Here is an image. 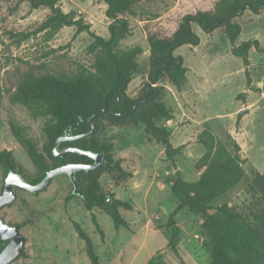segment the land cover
Returning a JSON list of instances; mask_svg holds the SVG:
<instances>
[{
  "label": "rangeland",
  "instance_id": "obj_1",
  "mask_svg": "<svg viewBox=\"0 0 264 264\" xmlns=\"http://www.w3.org/2000/svg\"><path fill=\"white\" fill-rule=\"evenodd\" d=\"M216 0H140L138 16L130 21L131 36L121 42V49L140 46L142 55L128 88L135 95L147 82L148 46L145 19L156 17L153 25L164 35L171 34L180 18L197 10H208ZM64 13L73 11L82 18L90 32L108 38L105 4L100 0H59ZM49 10H30L26 3L0 0V149L12 152L15 170L28 181L35 178V169L26 152L12 134L10 125L18 127L41 151L45 142V118H34L30 110L12 103L20 76L27 70L36 74L71 73L77 65L90 67L94 56L87 53L91 43L87 32L75 27L62 28L51 40L46 39L39 26ZM241 28L235 44L257 40L262 52H249L251 81L247 85L240 59L232 57L230 44L221 30L203 33L196 25L192 31L198 40L173 51L181 56L187 69V84L177 92L166 82L163 101L173 112V121H161L171 133V144L181 147L180 155L167 160L164 148L144 133L143 125L122 128L95 129V138L112 143L111 155L119 161L101 175V191L107 196L127 202L130 210L120 213L128 229H115L112 220L98 209L89 212L80 197L73 193L67 175L52 178L39 193L16 190L17 199L0 210V218L7 224L19 226L25 238L24 256L10 264H90L85 244L78 237L73 223H77L90 238L98 264H147L149 259L163 264H209L205 237L201 233L202 218L180 210L174 216L179 233L176 251L168 248L170 228L168 217L177 206L169 180L176 172L186 182L197 178L193 165L203 155L197 143L203 124L209 126L217 138L231 149L235 141L240 147L247 177L212 208L227 204L239 211L252 210L250 168L264 169V12L244 13L234 20ZM28 34L26 41L21 35ZM155 85H152V87ZM230 138V139H229ZM5 170L0 165V191ZM210 212H213L211 210ZM96 217L103 237L96 231L91 215Z\"/></svg>",
  "mask_w": 264,
  "mask_h": 264
},
{
  "label": "trees",
  "instance_id": "obj_2",
  "mask_svg": "<svg viewBox=\"0 0 264 264\" xmlns=\"http://www.w3.org/2000/svg\"><path fill=\"white\" fill-rule=\"evenodd\" d=\"M3 1L26 3L30 10L48 9L49 15L38 29L39 32L46 33L47 40H51L65 27H75L79 33L87 32L91 38V43L86 48L87 53L94 56L90 67L77 65L71 73L56 74H36L27 70L20 76L15 92L10 97L12 103L28 108L34 118L46 119L43 127L45 142L41 151L18 127L11 124L10 128L36 173L31 181L22 176L36 185L52 169L69 164H93L87 156L71 152L63 157H56L53 147L65 130L74 124L77 126L70 131V135L84 134L88 129L87 119L98 114L105 103L104 112L91 119L92 131L88 136L61 142L58 149L64 151L77 148L103 155L99 168L75 171L80 194L77 196L89 212L98 209L108 216L115 229H128L129 225L120 211L130 210V205L101 191V175L111 166L118 167L119 161L114 160L111 155L112 143H102L95 138L96 127L100 125L118 129L143 125L144 133L160 144L164 148L166 159L172 161L175 156L180 155L181 147L175 148L171 144V133L161 124L163 120L171 121L174 116L163 101L165 88L160 83L166 82L177 92L185 88L187 69L183 65V58L173 56V51L197 42L192 25H196L205 34L221 30L230 44L232 57L242 62L248 86L251 81L249 52L252 49L263 51L257 40L235 44L242 28L234 20L246 12L255 15L264 12V0H216L210 9L197 10L180 18L175 30L169 35L162 34L153 25L152 21L156 17L148 18L145 19L148 22L144 24L148 46V82L135 95H130L128 88L138 68V58L143 49L140 46L121 49L120 45L131 36L130 21L138 16L140 0H100L106 6V17L110 19L107 39L90 32L88 24L82 18H77L73 11L62 12L59 0ZM28 37V34L21 35L23 41ZM197 143L204 148L203 155L192 168L197 178L186 182L176 172L174 178L169 180L177 206L168 217L167 226L171 235L168 248L177 253L176 239L179 230L173 218L180 210L187 209L202 218L200 229L205 237L203 246L207 248L209 264H264V169L259 172L255 167L250 168L252 210L246 213L227 204L213 209L212 204L215 201L224 197L247 177L244 160L240 157V147L235 141L231 142V149L228 148L206 124H203L197 135ZM0 165L5 170V176L8 166L16 171L10 149H0ZM91 220L96 231L103 237V231L93 214ZM73 226L85 244L90 264H98V256L90 238L77 223H73ZM6 243L0 238V252ZM24 255L22 252L18 258ZM156 257L149 259L147 264H163Z\"/></svg>",
  "mask_w": 264,
  "mask_h": 264
},
{
  "label": "water",
  "instance_id": "obj_3",
  "mask_svg": "<svg viewBox=\"0 0 264 264\" xmlns=\"http://www.w3.org/2000/svg\"><path fill=\"white\" fill-rule=\"evenodd\" d=\"M105 108H106V104L104 103L101 111L96 115L103 113ZM96 115L90 116L87 119L88 129L84 134L78 136H71L70 131L75 129L77 126V124H74L73 126L65 130L64 135L55 141L53 147V154L56 157H63L67 153L71 152L82 156H87L93 161V164L91 165L69 164L52 169L49 172H47L43 180L36 185H33L30 182L25 181L20 174L14 172L11 166H8V173L5 177L3 190L0 195V209L3 208L4 206L12 204L17 199L15 187L21 190L29 191L30 193H38L46 189L50 184L52 178L59 174L67 175L71 184L73 185V193L75 195H80L78 186L75 181V171L77 170L87 171V170H93L99 168L103 162V155L94 154L90 151H84L77 148H68L64 151H59L58 145L59 143L64 141L75 140L88 136L92 131V126L90 121ZM108 200L110 201V199ZM0 238L1 240L7 242L3 250L0 252V264H10L16 259H18L20 254L24 252L25 238L21 235L19 226H12L10 224H7L2 218H0Z\"/></svg>",
  "mask_w": 264,
  "mask_h": 264
},
{
  "label": "flooded vegetation",
  "instance_id": "obj_4",
  "mask_svg": "<svg viewBox=\"0 0 264 264\" xmlns=\"http://www.w3.org/2000/svg\"><path fill=\"white\" fill-rule=\"evenodd\" d=\"M14 172L17 173V174H19V173L16 172V171H14ZM7 173H8V172H7ZM20 175H21V174H20ZM21 176H22V175H21ZM5 177H6V176H5ZM22 178H23V176H22ZM23 179H24V178H23ZM4 180H5V178H4ZM24 180H25V179H24ZM25 181H26V180H25ZM27 182H28V181H27ZM3 184H4V183H3ZM2 190H3V186H2V189H1V191H0V195H1V193H2ZM16 190H21V189L15 187V191H16ZM4 207H5V206H4ZM4 207H3V208H4ZM1 209H2V208H1ZM1 209H0V210H1Z\"/></svg>",
  "mask_w": 264,
  "mask_h": 264
},
{
  "label": "crops",
  "instance_id": "obj_5",
  "mask_svg": "<svg viewBox=\"0 0 264 264\" xmlns=\"http://www.w3.org/2000/svg\"><path fill=\"white\" fill-rule=\"evenodd\" d=\"M172 121H173V119L170 122H172Z\"/></svg>",
  "mask_w": 264,
  "mask_h": 264
}]
</instances>
